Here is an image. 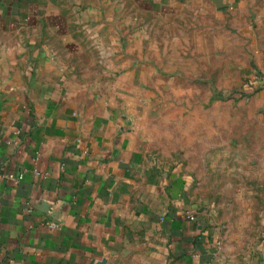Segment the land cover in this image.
Here are the masks:
<instances>
[{
    "label": "crops",
    "instance_id": "obj_1",
    "mask_svg": "<svg viewBox=\"0 0 264 264\" xmlns=\"http://www.w3.org/2000/svg\"><path fill=\"white\" fill-rule=\"evenodd\" d=\"M123 2L0 0V264H264V214L216 218L139 138L129 46L85 60L114 24L131 34ZM228 226L252 235L245 251Z\"/></svg>",
    "mask_w": 264,
    "mask_h": 264
},
{
    "label": "rangeland",
    "instance_id": "obj_2",
    "mask_svg": "<svg viewBox=\"0 0 264 264\" xmlns=\"http://www.w3.org/2000/svg\"><path fill=\"white\" fill-rule=\"evenodd\" d=\"M223 1L225 8L214 0H124L121 21L131 34L114 24L117 33L89 40L105 55L85 60L116 58V48L129 46L138 63L131 73L145 78L129 92L139 138L161 165L179 170L200 207L230 222L264 214V93L248 89L257 80L254 51L264 49V0ZM243 229L227 227L242 252L252 237Z\"/></svg>",
    "mask_w": 264,
    "mask_h": 264
},
{
    "label": "built area",
    "instance_id": "obj_3",
    "mask_svg": "<svg viewBox=\"0 0 264 264\" xmlns=\"http://www.w3.org/2000/svg\"><path fill=\"white\" fill-rule=\"evenodd\" d=\"M263 81V78L262 77H257V80L256 81ZM255 82H252L250 85L248 84V89H249V92L250 93H254L255 91H262L264 93V82H259V84H257ZM11 178H16V176H14L13 174L10 175ZM22 178V175H19L18 179H21ZM190 218L191 219H195L194 215H190ZM48 226L50 228H57L59 226V222L58 221H49L48 222Z\"/></svg>",
    "mask_w": 264,
    "mask_h": 264
},
{
    "label": "water",
    "instance_id": "obj_4",
    "mask_svg": "<svg viewBox=\"0 0 264 264\" xmlns=\"http://www.w3.org/2000/svg\"><path fill=\"white\" fill-rule=\"evenodd\" d=\"M218 6V8H225L229 5V3L224 2L223 0H214Z\"/></svg>",
    "mask_w": 264,
    "mask_h": 264
}]
</instances>
